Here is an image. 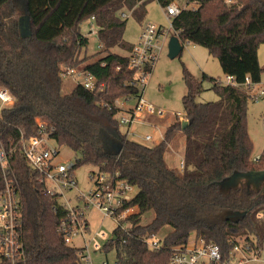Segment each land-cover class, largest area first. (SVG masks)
Returning a JSON list of instances; mask_svg holds the SVG:
<instances>
[{
	"label": "trees",
	"instance_id": "obj_1",
	"mask_svg": "<svg viewBox=\"0 0 264 264\" xmlns=\"http://www.w3.org/2000/svg\"><path fill=\"white\" fill-rule=\"evenodd\" d=\"M150 1L0 0V85L14 96L13 105L0 116V135L22 201L26 250V261L17 264H82L81 247L67 243L57 230L64 209L56 210L55 198L41 192L21 151L19 136L37 134L36 118L52 130L56 143L76 152V168L92 164L118 172L138 188L125 203L137 207L128 218V230L116 225L101 248L115 252L111 264H168L173 249L193 237L217 243L224 259L233 247L231 238L247 236L264 243V151L257 160L252 157L247 128L250 87L261 81L264 71L258 56L264 43V0H189L197 6L184 7L172 18V34L176 31L183 44L206 47L238 84L220 83L206 73L199 80L184 66L187 91L182 102L189 122L183 128L182 121L174 120L161 141L148 144L127 137L118 122L119 109L102 101L112 105L117 97L138 94V87L129 83L136 70L128 66L133 43L124 38L127 17L121 11L126 7L142 19ZM157 1L163 7L170 2ZM22 14L29 18L27 35L21 32ZM92 17L102 47L81 56L89 42L81 23ZM114 46L128 53H118ZM84 62L102 87L89 90L77 84L62 93L61 66ZM205 78L213 81L218 98L199 102ZM181 137L185 165L180 170L166 162L165 152ZM150 211L153 218L144 223ZM167 225L172 229L160 245L150 247L146 237Z\"/></svg>",
	"mask_w": 264,
	"mask_h": 264
},
{
	"label": "built area",
	"instance_id": "obj_2",
	"mask_svg": "<svg viewBox=\"0 0 264 264\" xmlns=\"http://www.w3.org/2000/svg\"><path fill=\"white\" fill-rule=\"evenodd\" d=\"M184 7L187 5L180 4L178 0H170L166 5V13L171 18L172 30V18ZM121 16L126 17V11L122 10ZM174 34L178 35L176 31ZM167 39L165 28L151 22L145 24L139 41L133 44L129 52L128 66L136 70L134 78L129 83L138 87V94L117 97L112 105L102 101L105 105L119 109V125L124 128L123 133L130 139L140 141L139 137H143L145 142L156 139L152 132L141 131L142 126L151 123L144 116H163L164 110L148 101L144 93L148 74L155 67ZM99 47H102V43H99ZM60 73L62 77L67 75L81 77L82 80L78 84L89 90L102 87V84L98 85L95 75L84 67L62 65ZM217 81L224 84H238L231 74H226L224 81L221 79H217ZM246 83H250L249 76L246 77ZM252 87L254 84L250 87V93L254 100L264 96V87L257 91H252ZM132 99L135 100L134 104H129ZM13 103L14 96L10 89L0 85V116L3 109ZM184 115H179V118L182 121L188 120ZM36 121L37 134L26 136L21 132L19 136L23 156L33 168L41 192L55 198L54 208L56 210L61 207L65 211L57 230L69 244L74 237L82 236L84 244L78 252L82 264H95L90 251V240L93 241L95 250H101L102 246L97 237L103 236L104 233L98 231L91 238H87L89 222L85 217V209L88 207L99 209L105 217L112 218L121 230L126 231L128 230L129 216L137 210L136 206H125V203L135 195L133 193L135 185L121 178L118 172L111 173L93 169L89 177L94 180V187L87 191H80L77 196L79 203L70 205V199L65 201L63 199L66 191L77 184L76 161L75 159L59 160L58 146L49 143L50 140H54L51 137L52 130L40 118H36ZM258 158L259 156L254 159ZM0 165L4 178V184L0 187V261L8 260L11 264H17L26 261L22 201L15 176L11 171L10 156L1 135ZM184 165V158H182L180 168L183 169ZM160 240L158 234L146 237L147 244L154 248L160 245ZM231 240L233 247L229 252V257L224 259L222 249L217 243L208 242L202 237H193L186 245L173 249L168 264H253L255 260L259 259L264 243L259 245L255 239L250 240L247 236H237ZM101 264L111 263L108 260H103Z\"/></svg>",
	"mask_w": 264,
	"mask_h": 264
},
{
	"label": "rangeland",
	"instance_id": "obj_3",
	"mask_svg": "<svg viewBox=\"0 0 264 264\" xmlns=\"http://www.w3.org/2000/svg\"><path fill=\"white\" fill-rule=\"evenodd\" d=\"M187 0H178L182 5L188 7H196L195 2H186ZM123 10L127 14V25L124 32V38L131 42L137 43L141 31L145 24L148 22L155 23L166 29L167 37L159 58L155 63V67L152 72L148 74L147 87L145 89L144 96L146 99L154 103L157 107L164 110L163 116L148 115L144 118L148 119L151 123L142 126V132H152L155 141H148L146 143H157L165 137L167 128L176 121H182L179 115H184V106L182 97L187 91V85L184 79V66L199 80L203 78V73L208 74L211 77L225 80L226 73L222 70L218 57L209 53L208 49L202 45L185 42L182 51L175 57H170L168 54V42L173 35L171 28V18L166 13V8L163 7L157 0H152L147 5V12L142 19H138L133 15L132 10L123 7ZM21 32L24 35L29 34V18L27 14L20 16ZM81 29L84 34L89 38L88 45L83 48L81 56L94 55L100 51L99 37L97 34L98 26L93 20L86 19L81 23ZM114 51L127 54L128 51L120 46H114ZM100 55V54H98ZM259 61L264 66V43H261L258 48ZM93 59L96 56L92 57ZM85 62L80 65L84 67ZM82 80L81 77L67 75L62 78L61 91L62 93L70 92L78 82ZM202 91L197 95L196 100L199 102L216 100L218 94L214 88H212L213 81L210 78L202 80ZM264 87V71L261 76V81L254 84L251 88L252 91H257ZM135 100L129 101V104H134ZM185 116V115H184ZM123 131V127H120ZM247 128L250 137L253 142L252 157L256 158L264 151V96L254 100L249 99L248 111H247ZM141 138V137H139ZM175 141L170 142L169 148L165 152L166 162L177 169H180V161L184 155V138L178 139L177 144ZM49 143L53 146H58L59 156L61 161H67L68 159H74L76 152L67 145H59L55 140H50ZM95 169L92 164H84L75 169L77 184L71 189L66 191L64 201L70 199V205H76L79 203L78 194L80 191H87L94 187V180L90 179L89 175L91 171ZM138 188L135 186L133 193H136ZM153 212L150 211L143 216V222L147 223L153 218ZM85 217L89 222V229L87 232V238H91L95 232L104 233L103 236L97 237L101 246L113 236V231L116 227V222L110 218L105 217L104 214L97 208L88 207L85 209ZM172 229V226L167 225L159 233L161 238ZM74 247H81L84 244L82 236H76L70 243ZM90 251L95 264H101L103 260H108L113 263L116 259L114 251L95 250L93 241L90 240ZM253 264H264V244L258 260H255Z\"/></svg>",
	"mask_w": 264,
	"mask_h": 264
},
{
	"label": "water",
	"instance_id": "obj_4",
	"mask_svg": "<svg viewBox=\"0 0 264 264\" xmlns=\"http://www.w3.org/2000/svg\"><path fill=\"white\" fill-rule=\"evenodd\" d=\"M183 49V44L180 40V38L178 37V35L173 34L171 35L169 42H168V54L170 57H175L177 56ZM188 120H184L182 121L183 123V128L188 124ZM264 173V171H262V174ZM264 187V186H263Z\"/></svg>",
	"mask_w": 264,
	"mask_h": 264
},
{
	"label": "crops",
	"instance_id": "obj_5",
	"mask_svg": "<svg viewBox=\"0 0 264 264\" xmlns=\"http://www.w3.org/2000/svg\"><path fill=\"white\" fill-rule=\"evenodd\" d=\"M188 7V6H187ZM140 142H144V143H146L144 140H143V137H141L140 139Z\"/></svg>",
	"mask_w": 264,
	"mask_h": 264
},
{
	"label": "flooded vegetation",
	"instance_id": "obj_6",
	"mask_svg": "<svg viewBox=\"0 0 264 264\" xmlns=\"http://www.w3.org/2000/svg\"><path fill=\"white\" fill-rule=\"evenodd\" d=\"M263 186H264V181H263V185H262V188H264Z\"/></svg>",
	"mask_w": 264,
	"mask_h": 264
}]
</instances>
